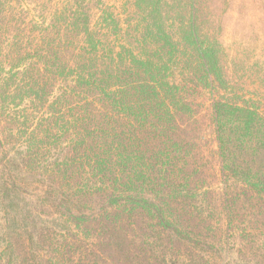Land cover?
Wrapping results in <instances>:
<instances>
[{
  "label": "rangeland",
  "instance_id": "rangeland-1",
  "mask_svg": "<svg viewBox=\"0 0 264 264\" xmlns=\"http://www.w3.org/2000/svg\"><path fill=\"white\" fill-rule=\"evenodd\" d=\"M74 10L80 12V19H88L89 28L104 43L101 49L109 48V55L119 51L121 45L128 47L127 55L132 51L143 57L153 54L154 62L169 60L173 55L166 81L179 85L177 96L190 109L177 111L170 100L166 101L175 117L169 125L165 122L163 133L158 132L163 135L149 136L140 146L153 147L156 156L164 153L168 157L161 155L163 165L152 170V186L135 182L127 191L131 197L138 194L166 208L167 215L173 216L172 226L160 225L159 219L147 211L144 216L136 213L130 218H114L118 226H111L132 245L124 242L119 254L110 242L112 238L94 220H100L109 198L94 195L87 202L92 209L78 213L83 217L79 223L63 219L54 227L51 221L43 222L52 237L49 251L42 256L44 264H264V194L248 191L245 184L237 183L229 171H224L211 119L212 101L222 97L243 107L252 105L264 117V0H0V63L5 72L16 63L17 53L33 50L35 37L41 44L46 35L54 45L70 41L72 46L61 48L58 57L67 67L75 66L86 43L84 34L67 32ZM104 14L114 22L102 21ZM166 36L173 45L171 54ZM193 40L202 51L192 44ZM202 57L211 81L200 63ZM32 60L42 66L37 57H30L21 66ZM56 80L53 92L47 90V102L62 92L60 87L66 80ZM31 97L16 98L7 110L0 111L3 128L16 132L17 127L25 129L27 125L31 129L46 117L47 102L42 105ZM132 118L124 122L127 129H131L128 123ZM26 136L16 144L26 147ZM12 138L7 140L14 143L16 139ZM89 175L87 170L82 172L73 184H83ZM96 181L97 177H92L89 186ZM136 184H142L144 190L137 191ZM168 190L173 191L165 196L163 192ZM30 202L32 208L36 199L32 197ZM227 202L232 207L230 218ZM35 206L38 211L34 212H41L45 220L59 215L56 207ZM5 230L0 204V251ZM54 244L60 247L59 252L51 248ZM130 247L140 253L137 259L123 258Z\"/></svg>",
  "mask_w": 264,
  "mask_h": 264
},
{
  "label": "trees",
  "instance_id": "trees-1",
  "mask_svg": "<svg viewBox=\"0 0 264 264\" xmlns=\"http://www.w3.org/2000/svg\"><path fill=\"white\" fill-rule=\"evenodd\" d=\"M71 15L73 19L69 24L72 25L67 32L84 34L86 43L82 47L83 52L78 53L80 60L75 66L67 67L58 57L61 48L72 46L70 41L54 45L49 35L43 36L41 44L40 38L35 37L32 41L34 49L17 53L16 63L7 72L0 63L2 112L16 98L23 100L27 96H32L31 101L37 99L45 105L48 91L53 92L56 79L63 77L66 80L60 87L62 92L46 103L45 106L49 107L46 117L31 129L26 125L25 129L17 127L15 132V129L3 128L0 121V204L7 227L1 235L3 248L0 260L3 264H44L42 256L49 251L52 237L48 224L43 222L51 221L54 227L59 226L63 219L79 223L83 217L78 213L85 214L87 209H92L87 207V202L94 195L109 198L100 220H94L101 225L106 232L104 234L112 238L110 242L119 254L123 252L124 242L128 247L132 245L123 233L120 236V231L112 227L117 225L114 218L122 215L130 218L136 213L144 216L147 211L159 219L160 225L172 226L173 216L167 215L166 208L138 194L131 197L127 191L135 182L152 186V170L159 164L163 165L161 155L168 157L164 153L156 156L153 147L140 146L142 140L149 136L163 135L158 132L163 133L165 122L169 125L173 115L175 117L173 107L166 101L170 100L177 111L190 109L189 104L177 96L179 85L166 81L165 73L172 70L169 65L173 55L169 60L154 62L151 59L153 54L143 57L132 51L127 55L129 49L126 45H121L114 55H109V48L101 49L104 43L95 37V32L88 26V19H80L81 14L76 10ZM102 21L114 22L108 14L102 16ZM167 38L164 40L169 43ZM192 44L202 51L196 40ZM169 47L172 48L171 54L173 45L169 43ZM30 57H37L42 66L32 60L22 67L21 64L27 63ZM97 61L102 63L96 65ZM200 63L205 67L206 78L211 81V72L204 57ZM72 98L74 100L70 101ZM222 98L212 101L211 119L223 169L231 173L234 181L245 184L248 191L254 190L262 195L264 117L252 105L243 107ZM128 118H132L128 123L131 129H127L124 123ZM24 136L28 138L23 148L16 143ZM7 137L16 140L10 143ZM64 140L67 141L65 144ZM174 145L177 146L176 143ZM51 154L54 155L49 160L48 155ZM86 170L90 174L86 181L73 184ZM92 177H97V181L89 186ZM225 182H229V177ZM135 189L144 190L142 184H136ZM172 191L163 194L166 196ZM32 197L36 199L35 205L58 208L59 212H56L59 215L49 220L41 218V212H34L38 211L37 207H30ZM126 203L131 207H125ZM225 208L230 218L232 207L227 202ZM103 220L104 223L101 222ZM133 228L130 226L129 230ZM124 230L125 227L121 229ZM51 248L54 252L60 251L57 244ZM131 249L125 251L124 259L140 256L139 252Z\"/></svg>",
  "mask_w": 264,
  "mask_h": 264
}]
</instances>
